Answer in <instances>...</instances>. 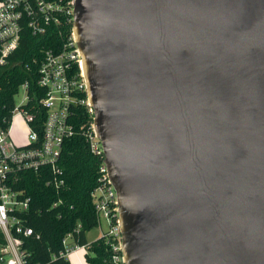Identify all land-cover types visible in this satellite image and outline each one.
Masks as SVG:
<instances>
[{"label":"water","instance_id":"95a60500","mask_svg":"<svg viewBox=\"0 0 264 264\" xmlns=\"http://www.w3.org/2000/svg\"><path fill=\"white\" fill-rule=\"evenodd\" d=\"M125 264H264V0H74Z\"/></svg>","mask_w":264,"mask_h":264},{"label":"built area","instance_id":"2783aa9c","mask_svg":"<svg viewBox=\"0 0 264 264\" xmlns=\"http://www.w3.org/2000/svg\"><path fill=\"white\" fill-rule=\"evenodd\" d=\"M74 26V0H0V68L14 64L12 58L26 31L37 38H50L48 47L41 52L37 80L45 97L37 106H29L30 85L24 83L20 90L26 89V104L19 108L15 104L9 118L0 122V264H29L24 244L34 235V230L26 225L23 215L29 210L32 198L26 190L16 188L22 173L42 170L47 186L61 190L66 184L60 165L64 143L77 136L86 140L90 153L100 161L97 186L91 197L99 225L106 221L109 226L101 238L111 248L112 262L125 264L118 194L94 125L84 59ZM79 109L89 115V122L78 123L82 116ZM16 116H22L28 127L29 142L25 145H17L11 137ZM69 240L73 246L68 244ZM89 245L80 246L74 235L68 234L63 240V251L54 258L68 260L82 249L89 250Z\"/></svg>","mask_w":264,"mask_h":264},{"label":"trees","instance_id":"16d2710c","mask_svg":"<svg viewBox=\"0 0 264 264\" xmlns=\"http://www.w3.org/2000/svg\"><path fill=\"white\" fill-rule=\"evenodd\" d=\"M48 40L50 38H37L26 31L12 58L14 64L0 68V122L9 118L15 108V96L24 83L30 85L29 106H37L38 101L45 97L37 80L41 52L48 47ZM79 112L82 116L78 123L89 122V115L83 109ZM60 165L66 184L59 191L47 186L42 170L39 173H22V180L16 185L32 198L29 210L23 215L26 225L34 230V235L24 244L29 264H71L65 258H54L63 251V240L71 233L80 246L90 244L87 264H115L111 260V248L103 238L92 243L87 240V234L99 226L91 197L97 186L99 159L90 153L86 140L77 136L65 141ZM55 203L59 205L54 207Z\"/></svg>","mask_w":264,"mask_h":264},{"label":"rangeland","instance_id":"374dc122","mask_svg":"<svg viewBox=\"0 0 264 264\" xmlns=\"http://www.w3.org/2000/svg\"><path fill=\"white\" fill-rule=\"evenodd\" d=\"M27 102V92L25 88L20 90V93L15 97L16 107L19 108L25 105ZM12 139L16 142L17 145H25L29 142L28 140V127L22 118V116H16L12 123ZM109 230V226L106 221H103L96 229L92 230L87 234V240L89 243H92ZM70 246H73L72 240L68 241ZM88 249H82L79 254L68 257V260L71 264H87L86 255L89 254Z\"/></svg>","mask_w":264,"mask_h":264},{"label":"crops","instance_id":"0c3cea01","mask_svg":"<svg viewBox=\"0 0 264 264\" xmlns=\"http://www.w3.org/2000/svg\"><path fill=\"white\" fill-rule=\"evenodd\" d=\"M100 239V238H99Z\"/></svg>","mask_w":264,"mask_h":264}]
</instances>
